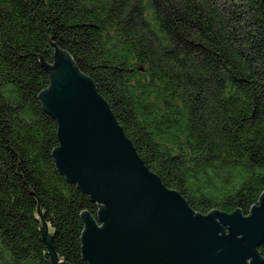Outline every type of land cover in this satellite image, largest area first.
Masks as SVG:
<instances>
[{"label":"trees","instance_id":"obj_1","mask_svg":"<svg viewBox=\"0 0 264 264\" xmlns=\"http://www.w3.org/2000/svg\"><path fill=\"white\" fill-rule=\"evenodd\" d=\"M54 46L108 103L162 183L200 214L242 215L264 192L261 0H0V264L81 257L97 205L55 167L57 122L37 94ZM141 68V69H140ZM264 260V248L259 249ZM45 254V255H44Z\"/></svg>","mask_w":264,"mask_h":264},{"label":"water","instance_id":"obj_2","mask_svg":"<svg viewBox=\"0 0 264 264\" xmlns=\"http://www.w3.org/2000/svg\"><path fill=\"white\" fill-rule=\"evenodd\" d=\"M51 42L52 65L36 55L50 77L37 98L58 124L52 157L59 173L97 205L96 219L79 213L81 257L89 264H264V192L247 215L239 208L195 212L147 167L92 79ZM36 201L45 254L52 264H68L56 256L54 230Z\"/></svg>","mask_w":264,"mask_h":264}]
</instances>
